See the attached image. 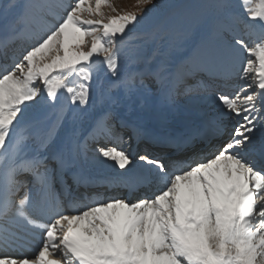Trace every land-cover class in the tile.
<instances>
[{"label": "snow or ice", "instance_id": "obj_1", "mask_svg": "<svg viewBox=\"0 0 264 264\" xmlns=\"http://www.w3.org/2000/svg\"><path fill=\"white\" fill-rule=\"evenodd\" d=\"M106 4L0 2V264H264V0H211L190 67L152 66L129 43L130 63L140 66L123 74L125 37L154 0L116 15L102 11ZM49 17L34 42L15 47ZM201 69L213 80L189 84ZM149 79L161 107L211 92L218 112L184 134L152 135L169 154L139 155L137 165L114 141L150 133L116 108L133 98L143 105ZM90 153L120 170L109 183L163 189L76 208L66 177L92 185ZM29 232L42 237L31 255L18 245Z\"/></svg>", "mask_w": 264, "mask_h": 264}, {"label": "rangeland", "instance_id": "obj_2", "mask_svg": "<svg viewBox=\"0 0 264 264\" xmlns=\"http://www.w3.org/2000/svg\"><path fill=\"white\" fill-rule=\"evenodd\" d=\"M173 1L174 0H154V6L148 7L147 15L142 18L141 23L136 25L135 28L132 29L133 32L125 37V51L120 57L121 74L122 72L124 73V63L127 64V60L131 59V55L127 50V45L129 43L137 46L139 48V54L148 58L151 65L152 62L150 60L153 62L154 60L170 62L179 60L180 58L185 57L190 48L196 44L197 40L205 30V21L209 13L206 6L211 3V0H186L183 4V0H181L177 3L179 6L175 8L172 6L167 9V14L171 17L168 19L166 17L164 19L167 23L165 26L162 25L161 19L149 30L144 31L157 15L165 10L168 4L171 2L173 3ZM0 2H2V0H0ZM90 2L94 4V0H90ZM112 7H115L117 11L112 12ZM136 10L137 0H107V4L102 5V11L106 15H116L118 13L123 14L135 12ZM156 10H158V12ZM190 12L192 13L193 18L185 21V18L183 17L189 15ZM39 29L40 26L38 23L37 26H34L31 29L35 31V34L33 33L34 36L42 33ZM99 59L102 60L103 58L99 57ZM128 64L133 66L130 61ZM100 81L104 82V73H100ZM147 85L150 90L154 89L153 85ZM192 100L197 99L193 98ZM137 102H141V100L133 98L118 105L117 109L124 108L125 110L130 111L138 110L139 104ZM140 109L141 111L144 110L143 107Z\"/></svg>", "mask_w": 264, "mask_h": 264}, {"label": "bare ground", "instance_id": "obj_3", "mask_svg": "<svg viewBox=\"0 0 264 264\" xmlns=\"http://www.w3.org/2000/svg\"><path fill=\"white\" fill-rule=\"evenodd\" d=\"M52 22H53V20H52L51 17L47 18L46 21H38L37 23L40 26L39 31H41L43 33L46 30L47 26L50 25ZM37 23H35L32 26V28L34 26H37ZM33 33L35 34V31H33V30L30 33H27L22 38L21 42L24 41V40L28 41V42H34L36 36H34ZM42 33H39V34H42ZM26 36H27V38H26ZM128 58H130V57H128ZM130 60H127V64L124 63V65L126 64L125 66L123 65L124 72H126L130 67H139L140 66V65L133 64V63H132L133 66L129 65L128 63H129ZM150 61L152 62V65H155V66H159V65L168 66L170 64V63H168V61H162V60L161 61L154 60V62L152 60H150ZM171 67H173V66H171ZM122 74H123V72H122ZM199 78L200 77H198L197 80H199ZM103 83L105 85L107 84V77L105 76V74H104V82ZM194 99H197V100H191L189 102L190 106H192L194 108H195V106H198L197 105L198 101H201L199 104H204V103H209V105L216 104L214 99L208 98V97L206 99H199V98H194ZM137 103L139 104V109L138 110H141L140 108L143 107L144 108V110H142L143 112L149 113L153 117H156V118L160 119L161 121H168L170 119L172 121H178L179 124H183V123L189 122L193 118L195 119V116L188 115L189 114L188 110L184 106H180V105L175 104L174 108L171 109V110L167 109V108H164V107H161L159 104H156V98H155V96L153 94L148 96L146 102H144L143 105L141 104V102H137ZM50 112H51L50 109L40 110V111H33V112L29 113V117L32 118V119H41L45 115L49 114ZM163 117H169V118L168 119H163ZM134 162L137 165H139L138 162H136V161H134ZM104 165H106L110 169H114L115 168L111 162H106Z\"/></svg>", "mask_w": 264, "mask_h": 264}, {"label": "trees", "instance_id": "obj_4", "mask_svg": "<svg viewBox=\"0 0 264 264\" xmlns=\"http://www.w3.org/2000/svg\"><path fill=\"white\" fill-rule=\"evenodd\" d=\"M174 1H175V0H174ZM174 1H173V2H174Z\"/></svg>", "mask_w": 264, "mask_h": 264}]
</instances>
